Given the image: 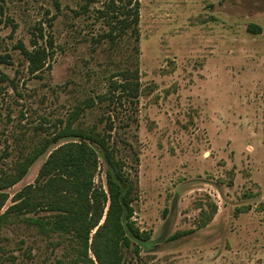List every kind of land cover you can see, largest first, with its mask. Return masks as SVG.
<instances>
[{
  "label": "rangeland",
  "instance_id": "1",
  "mask_svg": "<svg viewBox=\"0 0 264 264\" xmlns=\"http://www.w3.org/2000/svg\"><path fill=\"white\" fill-rule=\"evenodd\" d=\"M107 1L0 0V169L68 123L96 125L149 234L138 252L122 248L125 264H264V0H137L136 32L114 40ZM19 43L46 47L42 70L29 71ZM127 67L138 96H110L112 72ZM72 139L6 189L0 212ZM106 169L98 150L93 183L108 197ZM70 237L9 219L0 264H74Z\"/></svg>",
  "mask_w": 264,
  "mask_h": 264
},
{
  "label": "trees",
  "instance_id": "2",
  "mask_svg": "<svg viewBox=\"0 0 264 264\" xmlns=\"http://www.w3.org/2000/svg\"><path fill=\"white\" fill-rule=\"evenodd\" d=\"M105 6L102 12L106 16L110 14L111 27L107 34L111 40L127 28L136 32L137 0H108ZM247 28L252 32L261 29L253 23H249ZM38 32L43 37L41 27ZM51 44L52 40H49ZM18 47L31 73L35 74L44 68L49 56L45 46H36L34 43L28 49L19 43ZM4 59L5 56H0V60ZM113 77L122 79L118 81ZM139 84L138 68L119 69L111 74L108 92L110 96L115 92H118V96H138ZM92 103L91 99L89 104ZM111 127L109 125V129ZM67 136L74 139L59 143L49 150L34 181L14 193L12 203L0 212V225L9 219L18 218L36 224L45 233L69 234L74 241L71 244L74 264H125L122 248L133 243L134 250L138 252L140 241L147 240L149 234L141 231L132 219L134 197L128 176L124 173V162L115 155L106 135L100 133L96 125L87 128L73 127L68 123L53 136L33 146L9 171L0 169V209L8 198L6 189L20 181L30 165L53 143ZM98 150L107 163L108 197L101 186L93 183ZM107 200L109 203L104 213ZM40 211H45V215H38ZM89 250L94 259L89 255Z\"/></svg>",
  "mask_w": 264,
  "mask_h": 264
}]
</instances>
